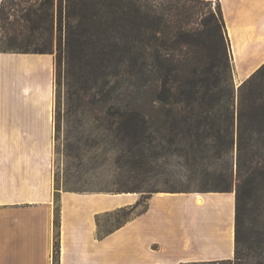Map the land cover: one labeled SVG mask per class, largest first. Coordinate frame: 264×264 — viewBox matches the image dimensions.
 Masks as SVG:
<instances>
[{
  "label": "trees",
  "instance_id": "1",
  "mask_svg": "<svg viewBox=\"0 0 264 264\" xmlns=\"http://www.w3.org/2000/svg\"><path fill=\"white\" fill-rule=\"evenodd\" d=\"M54 3L2 0L0 52L54 54L56 32L54 138L63 129L66 155L142 173L179 159L204 189L114 194L234 192L230 264H245L244 251L264 264V64L234 90L219 6L215 13L203 0ZM54 205L57 228V197Z\"/></svg>",
  "mask_w": 264,
  "mask_h": 264
},
{
  "label": "crops",
  "instance_id": "2",
  "mask_svg": "<svg viewBox=\"0 0 264 264\" xmlns=\"http://www.w3.org/2000/svg\"><path fill=\"white\" fill-rule=\"evenodd\" d=\"M203 1L219 5L232 76L240 84L264 64V0ZM28 61L36 68H17L23 81L16 104L3 108L0 103V142L52 140L54 56L0 54V72ZM31 95L33 99L28 98ZM139 197L136 193H54L51 157L45 150L0 151V264H53L56 233L58 264L233 261V192L153 193L143 206ZM124 209L130 214L125 221L105 226L111 214Z\"/></svg>",
  "mask_w": 264,
  "mask_h": 264
},
{
  "label": "rangeland",
  "instance_id": "3",
  "mask_svg": "<svg viewBox=\"0 0 264 264\" xmlns=\"http://www.w3.org/2000/svg\"><path fill=\"white\" fill-rule=\"evenodd\" d=\"M14 2L19 7L28 6L34 4V0H5V6L8 3ZM206 8L213 10L215 13L219 6L215 1H204ZM21 4V5H20ZM56 4V0L55 3ZM10 5V4H9ZM18 8L15 7V10ZM6 11V9H5ZM0 35L3 38V42L7 41L3 33ZM42 42V41H40ZM56 50V32L54 31L52 39V51L55 56ZM5 55H15L21 53L14 52H0ZM6 61L5 64H7ZM31 61H28L22 65L20 63H14L12 67H9V72H0V103L3 105H15V101L20 96L21 82L23 76L18 67H30L33 68ZM261 67V66H260ZM28 69V68H27ZM231 82L234 90L237 92L239 86L245 81L237 84L238 80H235L232 75ZM54 77H55V64H54ZM248 79V78H247ZM26 83V81H24ZM13 91V96H12ZM63 93H60V96ZM61 96V99L63 97ZM29 99L33 96H29ZM8 101V104H7ZM10 101V102H9ZM60 115L63 116V105L60 106ZM2 115V112H1ZM4 115V114H3ZM2 115V116H3ZM1 116V117H2ZM54 118H55V84L53 78L52 84V122L54 130ZM5 119V118H4ZM63 124V123H62ZM64 131H60L58 139L53 137L51 142L43 144L35 143H17V142H0V151H12V150H45L51 157V170L53 176V190L54 193H60L65 191H79L81 193H94L114 195L117 191L130 189L137 187L140 191H185V190H201L204 189V181L201 177L193 176L182 166V162L176 158H168V160H157L151 165V170H146L145 173L137 171H131L128 166H113L110 162L102 164L99 159H93L86 161L82 159H74L66 155ZM143 171V170H142ZM141 175H136V174ZM74 193V192H73ZM234 193V192H233ZM127 193H120L116 195H123ZM140 197L141 206L144 205L142 194L136 193ZM57 196V195H56ZM147 196V195H146ZM149 196V195H148ZM147 196V197H148ZM118 202H126L127 198H118ZM143 201V202H142ZM130 214L128 211L120 210L110 215L108 222H104L105 226L108 225L114 227L125 221ZM248 230L251 229V224H247ZM107 229V227H105ZM247 254V258L243 259L245 264H254L253 255L251 252L244 251Z\"/></svg>",
  "mask_w": 264,
  "mask_h": 264
},
{
  "label": "bare ground",
  "instance_id": "4",
  "mask_svg": "<svg viewBox=\"0 0 264 264\" xmlns=\"http://www.w3.org/2000/svg\"><path fill=\"white\" fill-rule=\"evenodd\" d=\"M197 204H198V205H201V204H202L201 199H198V200H197Z\"/></svg>",
  "mask_w": 264,
  "mask_h": 264
}]
</instances>
